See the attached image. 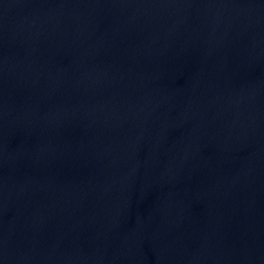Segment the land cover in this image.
<instances>
[{"label": "water", "instance_id": "water-1", "mask_svg": "<svg viewBox=\"0 0 264 264\" xmlns=\"http://www.w3.org/2000/svg\"><path fill=\"white\" fill-rule=\"evenodd\" d=\"M215 0H0V264H86Z\"/></svg>", "mask_w": 264, "mask_h": 264}]
</instances>
